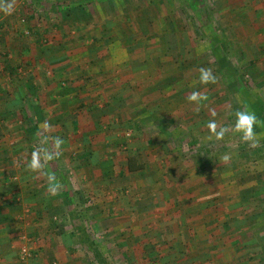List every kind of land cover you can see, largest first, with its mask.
Here are the masks:
<instances>
[{
	"label": "rangeland",
	"instance_id": "374dc122",
	"mask_svg": "<svg viewBox=\"0 0 264 264\" xmlns=\"http://www.w3.org/2000/svg\"><path fill=\"white\" fill-rule=\"evenodd\" d=\"M200 67L217 83L194 84ZM69 80L85 86L79 95L64 96ZM193 91L208 100L189 103ZM58 102L79 126L61 131L51 171L64 188L50 196L46 180L26 182L19 162L30 155L19 150H33L45 120L59 124ZM244 107L258 117L255 146L232 131L208 139L212 111L228 127ZM22 125L33 148L14 139L17 160L0 170V264H101L72 233L80 223L109 264H264V235L233 247L250 229L242 212L264 219V0H16L11 15L0 12V129ZM130 155L141 172L125 171ZM157 245L168 257L150 261Z\"/></svg>",
	"mask_w": 264,
	"mask_h": 264
},
{
	"label": "clouds",
	"instance_id": "9594fccd",
	"mask_svg": "<svg viewBox=\"0 0 264 264\" xmlns=\"http://www.w3.org/2000/svg\"><path fill=\"white\" fill-rule=\"evenodd\" d=\"M16 0H0V12L5 15H11L15 11ZM198 79L193 83L208 85L217 83V76L211 68L200 67L198 69ZM189 103L197 106L201 102L207 101L208 96L200 91H193L187 96ZM213 119L207 122L206 127L210 133L208 139L213 137L217 141H222L230 131L240 134L241 142L255 146L258 143V133L256 127L259 123L255 111L248 107L237 109L233 115L234 123L231 126H221L215 120L216 113L211 112ZM53 125L45 120L41 125V131L36 134L35 146L30 153V158L24 161L25 167L31 173L37 174V178L43 177L46 180V192L50 196L58 195L64 188V185L51 171L54 161L63 154V145L65 143L61 136L51 135ZM231 159L229 154H224L221 160L227 162Z\"/></svg>",
	"mask_w": 264,
	"mask_h": 264
},
{
	"label": "trees",
	"instance_id": "16d2710c",
	"mask_svg": "<svg viewBox=\"0 0 264 264\" xmlns=\"http://www.w3.org/2000/svg\"><path fill=\"white\" fill-rule=\"evenodd\" d=\"M66 6L68 8L71 7L70 3H69V5H65V6H63V4L62 5L58 4V8L57 9H58V11L60 13H64V11L67 8ZM36 15H37V12H35L34 9H33L32 13H31V17L34 19L36 17ZM64 18L67 19V17L63 14V18L59 17V22H58V24H56V27H59V29H62V30H63V28H62L63 24L65 23V22H63ZM33 26H35V25L34 24L30 25L31 30H34ZM46 32H47V30H46ZM49 33H51V32L48 31L47 34H49ZM47 34H44L43 37H40V38L37 39L40 44H45L48 41V40H46V42H45V40H44V37ZM5 43L7 44L8 42H5ZM128 48H131V47H128ZM99 56H100V54L97 56L96 53L90 54V58L91 59L94 57L93 59H98L99 60V58H98ZM22 63H23V61H22ZM10 66H13V65H10ZM14 71H15V68L11 67V75H13ZM97 72H99V71H97ZM72 84H73V82L71 80L68 81V86L67 87L66 86H62V84H60V86H61V87H59L60 90H61V88L65 89V91L63 92L64 96H70V92L74 93L72 95H79L81 90H83L84 87H85V86L76 87V86H72ZM254 96L256 97V95H254ZM83 103L84 102L82 101V103L80 102V104H78L76 106L80 107V105H82ZM253 105L256 106L254 108L255 111L259 112L258 110L261 108L260 102H258L257 104L255 103ZM203 158H204L203 155H200V157H199V159L197 161V163H198V171L199 170L201 171V169H203V167H205V164H203V163H205V159H203ZM125 164H126L125 171H128V172H141L143 170V168H144V164L142 162H140L138 160V158L136 156H134V155H130L129 157H127ZM2 174L3 173H0V176H2ZM11 194H13V192ZM74 212H75V218L77 220L78 217H76V216H78V214H77L76 211H74ZM244 214H246L247 217L246 216H242L241 218L243 219L245 224L250 229L246 228V229H242V231L240 230L241 231L239 233L240 235L233 242L234 243L233 247L241 249V250H245L246 248H248V245H247L248 244V241H247L248 237L253 235V236H259V237L263 238L262 236L264 235V229L254 233V230L260 228L262 226L263 222H264V219L262 220L263 213L261 214V212L255 211L253 213L254 216L250 217L249 213H247V211H245V212H242L240 215H244ZM231 216H233V215H225L224 217L220 216V218L223 219V223L219 227V230H220L219 234L223 235L225 230L230 229V225H231L230 224V217ZM257 218H259V219H257ZM255 221H258L259 224L257 226H255L254 228H251L250 226H252ZM72 233L74 235L75 234L78 235L80 243L82 245L86 246V248H88L89 252L94 255V257L96 258L97 261H99L101 264H109L108 260L105 258L104 254L99 249L98 244L92 239L90 234L87 233V229L85 228V226L83 224L80 223L79 225H77ZM219 239H222V238L219 237ZM161 246L162 245L155 246L154 247L155 248L154 251L148 250L145 257H149L148 259L150 261L154 260V259L157 260V259H160V258H161L160 260H162L163 258L168 257L167 255L164 256V252L162 250H160ZM171 250H176V249L172 246ZM170 252H168L166 254L170 255ZM181 253H182V251H181ZM183 254H185V253H183ZM182 259H184V257H182ZM197 259H198V257H197ZM208 262H211V261H208ZM200 264H204V263L202 261H200ZM240 264H245V263L244 262H240Z\"/></svg>",
	"mask_w": 264,
	"mask_h": 264
},
{
	"label": "crops",
	"instance_id": "0c3cea01",
	"mask_svg": "<svg viewBox=\"0 0 264 264\" xmlns=\"http://www.w3.org/2000/svg\"><path fill=\"white\" fill-rule=\"evenodd\" d=\"M26 92H28V90H26ZM8 94H9V91H8ZM13 95H14V93H13ZM32 99L34 100V98L32 97V95L30 96V98L29 97L28 98L27 97L25 98L26 102H29L32 105L33 104L38 105L39 104L38 101L41 100V99H43V98H41L39 100L38 99H35L37 101H33ZM39 102L42 103V102H44V100L39 101ZM83 102H85V100ZM57 106H58V110H57L56 115H58V118L57 119L59 120L58 121L59 124H60V122H62L65 119H67V116H65V115H69V116H73V117L67 119L69 121L68 123H66L67 122L66 121L63 125L60 124L61 126L59 124L55 125V119L53 118V120L51 121V125H53V129H52V131H51L50 134L53 135V136H56V135L62 136L61 135V131L62 130H65L66 131V127L67 128L68 127H70V128L72 127V131H75L76 128H78V126H79V120H78V118L76 116V113H72L71 110H68V113H66V114L65 113H62L61 112V109H60L61 102L60 103L58 102L57 103ZM12 121H15V120H12ZM37 121H41V120H37ZM55 127H57V128H55ZM40 131H41V126H40ZM68 135L66 133V135H64L63 137L66 138V139H68V137H69ZM30 137H32L31 136V129H29V126L28 125H22V129L19 130L18 132L11 130L10 133H9V131L8 132L5 131L4 128H3V130L0 129V170L6 172V171L10 170V168H12V166H10L11 165V161L14 160L13 158L16 156V152H17L16 149H15V145L12 146L13 145V140L16 139V138H23V139H25L27 141L25 143V145L28 144L31 147L32 146V144H31L32 141H31V138ZM1 138H5V140H6V143L5 144H2L1 143ZM32 148H33V146H32ZM24 149L25 150H22V149L19 150V151H21L20 152V155H25V158H27V156L30 155L31 151L28 150V148H24ZM15 160H17L16 157H15ZM23 161L24 160L21 159V163L19 162L20 166L21 167H24V168H22V170L24 171L25 174L30 175V176H33V177H31V181H26V182L36 183V185H40V182L41 181L45 183V179L43 177L37 178V174H34L33 175L32 173H30V171H28L26 169L25 163ZM39 189H41V188H37L36 189V192L37 193H39V191H38ZM42 189H43V187H42ZM43 193H45V191H43ZM14 194L15 195H19L20 192L19 191L18 192L16 191V192H14ZM15 195H12V197H14ZM41 200L44 201V198L42 197Z\"/></svg>",
	"mask_w": 264,
	"mask_h": 264
}]
</instances>
